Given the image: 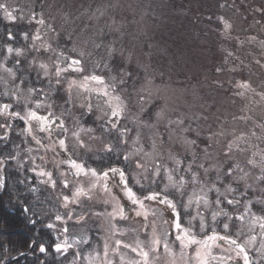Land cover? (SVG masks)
Listing matches in <instances>:
<instances>
[{"label":"rangeland","instance_id":"obj_1","mask_svg":"<svg viewBox=\"0 0 264 264\" xmlns=\"http://www.w3.org/2000/svg\"><path fill=\"white\" fill-rule=\"evenodd\" d=\"M6 2L10 8L18 9L15 13L18 19L15 23L25 27V32L30 35L40 27L28 22L30 13L42 12L46 24L54 27L60 34L61 47L70 49L76 46L86 53H91L86 58L87 68L90 69L99 61L101 64H109L113 70L111 74L117 75L118 79L120 77L118 69L131 74L124 77L126 81L124 85L117 84V92L124 97L128 108L122 124L131 131L128 144L117 145L115 154L122 155L136 148H143L145 152L151 151V144L155 141L156 151L152 159L144 157L143 152L140 153L139 158L147 160L146 166L158 163L175 168L173 158L180 159L184 163L176 173L178 177L189 175L185 169L192 163L193 169L200 172L209 185L216 183L223 190L224 185L231 184L237 189L236 193L229 194V198L234 196L241 204L221 205L229 206L230 209L227 207L229 213L243 212V203L252 200V212L257 215L264 214V203L258 202L264 201V181L258 179L264 175L262 172L264 165L261 163V157L264 156V0H6ZM0 14L3 16L2 11ZM21 16L23 19H20ZM221 17L223 21L231 24L230 29L224 28ZM41 34L55 46V41L51 40L53 33L44 35L42 31ZM21 39L23 46L19 48L24 49V55L10 57L7 60V67H13L15 70V63L11 62L19 59L23 70L26 68L28 73H34L39 77L45 87L38 98L44 100L47 94L46 102L54 106L56 116H60L64 109L71 113L64 117L70 130L73 128L74 117L80 118L85 127L96 129L94 133H81V138L90 143L94 150L78 152L72 158L84 161L88 155L98 156L104 152L101 150L104 143L112 140L115 133L109 136L101 129L100 125L104 121L96 120V117L101 115L99 111L85 113L84 109L79 108V104L84 102V97L89 93L81 90V94L77 96L73 91L74 99L71 103H66L67 83L55 85V77L45 78L43 71L38 67L40 62H44L54 71L52 62L55 57L49 52L32 49L31 41H25L23 35ZM6 55L5 51L4 57ZM4 57L0 62H4ZM22 60L25 62L24 66ZM33 60L36 64H30ZM98 73L109 75L107 69L103 68L98 69ZM0 77L8 80L7 89L13 88V82L2 69ZM67 78L71 77L63 76L61 80L66 81ZM49 79L52 80L51 85ZM3 80H0V84L5 92ZM241 82H247L249 88H238L237 85ZM26 84L25 89L35 87L29 84V81ZM241 92L243 95L239 94ZM91 96L94 105L103 104L98 94L91 93ZM7 98L14 104L13 110H21L15 106L11 95ZM38 111L41 114L45 113V109ZM5 120V117H0V122ZM20 121L22 124L16 128L25 137V144L18 148L17 165L23 170L28 169L30 175H35L36 187L50 188L51 203L56 206V214L52 221L55 227L52 229L55 231L57 242L58 238L64 236V223L55 219L57 215L66 219L67 216H72L66 225L69 228V237L87 232L91 237L95 235L98 238L96 243L88 248L84 247L86 244L77 246L76 251L84 253V256L73 257L70 253L74 251L71 249L66 253H59L67 257L68 261L87 264L85 259L87 253L92 252L93 248L100 250L106 238L108 243L114 246V240L106 232L108 225L105 218L94 215L97 212H111V206L104 203L106 194L99 189H92L89 192L90 199L89 196H81L78 204H69L65 208L63 196H71L77 188L87 191L91 178L73 175L70 167L62 163L68 154L60 148L53 151L37 145L31 137L22 134L26 122L21 119ZM33 129V134L42 140V144L51 143L47 134L40 131L35 122ZM53 131L58 133V125ZM137 134L139 142L134 143ZM3 135L0 134V137ZM89 136H103V141L97 140L93 143L88 139ZM238 137L243 138L237 139ZM191 140L195 141L194 145L188 143ZM230 144L232 148L229 153ZM29 148L32 149L31 152L28 151ZM250 160H255L256 164H250ZM200 164L209 169L206 176L203 169L198 167ZM236 165H239V169L231 176L226 175L227 170L230 167L235 168ZM130 168L129 172L135 171L131 166ZM42 169L53 173L51 179L56 181L55 187L52 186L49 177L40 175ZM64 172L67 173L66 176L61 175ZM245 173H247L245 179L239 180ZM217 176L220 177L219 180ZM151 179L149 175L148 179H142V183L148 185ZM64 180L69 182L68 188L64 187ZM159 180L161 184L165 182L163 175ZM115 183L113 181V184ZM245 185L251 187L246 188ZM241 192L246 194L241 196ZM209 196L213 200L216 198L215 193H210ZM181 201L186 202V197L178 198V203ZM126 207L131 209L133 205L126 202ZM189 211L195 214V206ZM200 211L211 223V210L206 211L202 206ZM79 215L86 217V223H76ZM172 215L174 213H170L169 210L165 212L164 218L171 219ZM129 216L130 220L127 222L117 220L118 227L136 228L139 230V239L146 241L148 237L141 230V222H138L131 212ZM149 219L151 220V217ZM224 222L229 221L225 217L218 218L217 230L222 231L220 226ZM238 223L235 219L230 222L232 225ZM245 223L247 224V219ZM259 232L258 225L254 226L252 232L245 227L244 235L240 237L243 242L249 235L257 236L255 245L247 249L253 264H264V253L257 251L261 240L264 239ZM115 239L132 243L135 236L129 232L125 235L117 234ZM173 247L178 254L179 248L175 245ZM224 247L227 248L228 245L225 243ZM121 252L126 258L135 257L128 249L122 248ZM111 258L116 264H120L118 256ZM167 259L168 257L161 252L157 264H166ZM235 262L243 264L242 260Z\"/></svg>","mask_w":264,"mask_h":264},{"label":"snow or ice","instance_id":"obj_2","mask_svg":"<svg viewBox=\"0 0 264 264\" xmlns=\"http://www.w3.org/2000/svg\"><path fill=\"white\" fill-rule=\"evenodd\" d=\"M0 11H2L6 20L13 23L17 21L18 16L15 13L18 12V9L10 8L6 0H0ZM20 19H23V17L21 16ZM220 19L223 21V17ZM28 22L30 24L35 23L40 27L36 28L31 35L28 32H24L22 34L23 39L31 41L32 49L49 52L55 57L52 62L54 71L49 69L47 63H39L38 67L43 71V76L45 78L54 76L55 85L57 86L61 85L62 82L67 83L68 100H66V103H71L74 99L73 91L76 92L77 96L81 94V90L89 93V95L84 97V102L79 104V108L84 109L85 113L99 111L101 115L97 116L96 120L104 121L100 125L101 129L109 136H113V133H115L113 139L104 143L101 150L111 154L116 150L117 145H127L131 130L125 127L122 121L126 118L128 108L124 97L117 92V84L124 85L126 83L124 77L131 74L124 72L123 69H118L117 71L120 73L118 79L117 75L111 74L113 70L109 64H101L99 61L90 69L87 68L86 58L91 53H86L83 49L76 46L70 49L61 47L60 34L56 32L54 27L46 24L42 12L37 14L32 11ZM223 23L226 30L231 28V24L227 21H223ZM42 31L44 35L48 33L54 34L51 40L55 41V46L49 40L44 39L41 34ZM6 35L10 41L15 39L11 31ZM68 42H71L70 36L68 37ZM5 50L7 55L4 57V62H0V69L8 74L13 82V88L7 89L8 80H3V77H0V80H3L6 86L3 95H11L14 98L15 106L20 107L21 110H13V103H0V117L6 118L5 122H0V129L4 131V135L0 139H7L9 132L12 130L9 120L19 118L25 121L26 127L22 130V134L31 137L37 145H41L46 149H52L53 151L56 148L62 149L68 154L62 163L70 167L73 175H83L91 178L90 188L87 191L83 188H77L71 196H63L65 208L69 204H78L79 198L81 196H89V192L92 189H99L106 194L107 198L104 203L112 208L111 212H97L94 215L105 218L108 225L106 232L114 240V246H111L106 238L100 250L93 248L92 252L87 253L85 257L87 264H116V261L111 258L113 256L119 257L120 264H157L161 252L168 257L166 264H232V262L237 260H242L243 264H253L247 249L255 245L257 236L249 235L243 242L240 240V237L244 235L245 227L248 228L249 232H252L254 231V226L257 225L260 230L259 235L264 238V214L257 215L252 212V200L243 203V212L229 213L221 206L223 203L229 206L241 204V201L234 196L231 199L229 198V194L237 192V189L232 187L231 184L224 185L223 190L216 183L209 185L200 172L193 169L192 163H189L185 169L189 175H179L177 177L176 173L184 163L177 158H173L175 168H168L158 163L146 166L147 160L139 158L140 153L143 152L144 157L152 159L153 153L156 151L155 141L151 144V151L145 152L143 148H136L133 151L122 154V160L126 162L123 167L110 165L107 168L98 170L95 167L87 166L83 159L72 158L78 152H92L94 150L90 143L81 138V133H94L96 129L85 127L80 118L74 117L73 128L70 130L64 117L65 115H71V113L64 109L60 116H56L53 110L54 106L46 102L48 99L47 94H45L44 100L38 98L39 94L44 91L43 89L36 87H27L25 89L23 79L19 83H15L17 72L13 67H7V60L13 55L17 57L23 56L24 49L14 48L9 43L5 46ZM111 55L112 50L109 51V56ZM14 63L19 65V59ZM30 64H36V61L33 60ZM101 68L107 69L109 75L98 73V69ZM63 76H70L71 78L62 81L61 77ZM49 84H52L51 79H49ZM237 87L248 89L249 84L241 82ZM91 93L98 94L103 100V104L97 103L94 105ZM239 94L243 95V92ZM29 105H34L35 107H30ZM38 109H45V113L41 114ZM33 122L38 125L40 131L47 134V138L51 143L42 144V140L33 134ZM56 125H58V133L53 131ZM242 138L238 137L237 139ZM88 139L94 143L97 140L103 141V136H89ZM138 142L139 135L137 134L134 143ZM188 143L194 145L195 141L191 140ZM231 148L232 145L230 144L229 153ZM28 151L31 152L32 149L29 148ZM156 155L158 156L159 153H156ZM9 158L17 159V156ZM3 162V159H0V163ZM249 163L255 165L256 161L250 160ZM261 163L264 165V156L261 157ZM129 166L134 168L135 171H127L126 169ZM198 167L203 169V173L206 176L209 169L205 168L203 164ZM238 169L239 165H236L235 168L230 167L226 175L231 176ZM262 172H264V167H262ZM40 175L49 177L52 186H56V181L51 179L53 176L52 172L42 169ZM61 175L66 176L67 173H61ZM149 175L152 179L148 185H145L142 183V179H148ZM162 175L165 182L161 184L159 178ZM246 176L247 173L241 175L239 180H244ZM217 179L219 180L220 177L217 176ZM258 179L264 181V175H261ZM113 181L116 183L113 184ZM4 183L5 180L0 177V186L4 185ZM63 184L65 188L69 187L67 180H64ZM245 187L251 186L245 185ZM210 193H215L216 198L214 200L210 199ZM245 194V192L240 193L241 196ZM184 197H186V202L181 201L178 203V198ZM126 202H130L133 207L128 209ZM258 202L264 203V201ZM193 206L196 208L195 214L189 211ZM202 206L206 211L211 210V223H209L204 213L200 211ZM169 210L174 215L171 216V219H165L164 214ZM129 212L133 214L134 218H137L138 222H141V230L148 237L146 241L139 239L138 229H121L118 227L117 220L125 222L130 220ZM150 217L151 220L149 219ZM220 217H225L229 221L221 224L222 231L217 230L216 226ZM55 219L64 223V236L63 238H58L59 242L54 244L55 251L66 253L71 249L75 255L84 256V253L76 251L77 246L79 244H90L91 236L87 232H82V234L69 237V228L66 225L67 220L72 219L71 215L67 216V219L57 215ZM234 219L239 223L236 225L230 224ZM246 219L247 224L245 223ZM76 223H86V217L79 215ZM48 226L50 228L55 227L53 224ZM129 232L135 236L132 243H126L123 239H115L117 234L125 235ZM225 243L228 245L227 248L224 247ZM173 245L179 248L178 254ZM122 248L128 249L135 254V257L126 258L125 254L121 252ZM40 251L46 252L47 249L41 245ZM257 251L264 253V239L261 240Z\"/></svg>","mask_w":264,"mask_h":264},{"label":"trees","instance_id":"obj_3","mask_svg":"<svg viewBox=\"0 0 264 264\" xmlns=\"http://www.w3.org/2000/svg\"><path fill=\"white\" fill-rule=\"evenodd\" d=\"M24 29L25 27L6 20L0 14V61L4 57L7 44L11 43L14 48L23 46L21 33L25 32ZM9 31L15 36L14 40H8L6 34ZM22 63L24 66L23 60ZM11 64H14V61ZM14 66L17 72L15 83L23 79L24 87L27 81L36 88L45 87L34 73H28L26 68L22 69L21 62ZM3 93L0 84V103H10ZM10 121L12 130L8 138L0 139V159L4 161L0 163V177L5 180L4 185L0 186V264H77L76 261H68L67 257L55 251L56 234L54 229L48 226L52 224L56 214V206L51 203L50 188L36 187L35 175H30L28 169L19 167L16 159L9 158L18 156V148L25 144V137L16 128L22 124L20 119L15 118L8 122ZM0 134H4L1 129ZM84 161L98 170L110 165L123 167L126 163L122 160V155L115 152H102L98 156L88 155ZM126 170L131 171L130 166ZM227 207L229 206H224L226 210ZM97 239L93 235L90 244L84 247L94 245ZM41 245L46 247V252L40 251ZM70 254L73 257L78 256Z\"/></svg>","mask_w":264,"mask_h":264},{"label":"flooded vegetation","instance_id":"obj_4","mask_svg":"<svg viewBox=\"0 0 264 264\" xmlns=\"http://www.w3.org/2000/svg\"><path fill=\"white\" fill-rule=\"evenodd\" d=\"M234 264H239V262L238 263H236V262H233Z\"/></svg>","mask_w":264,"mask_h":264},{"label":"water","instance_id":"obj_5","mask_svg":"<svg viewBox=\"0 0 264 264\" xmlns=\"http://www.w3.org/2000/svg\"><path fill=\"white\" fill-rule=\"evenodd\" d=\"M20 257H22V256H20ZM239 264H241V263H239Z\"/></svg>","mask_w":264,"mask_h":264}]
</instances>
